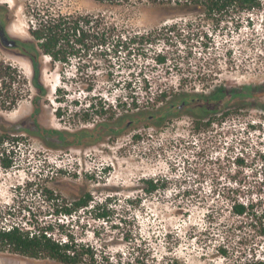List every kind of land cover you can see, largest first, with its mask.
I'll list each match as a JSON object with an SVG mask.
<instances>
[{"label": "rangeland", "instance_id": "obj_1", "mask_svg": "<svg viewBox=\"0 0 264 264\" xmlns=\"http://www.w3.org/2000/svg\"><path fill=\"white\" fill-rule=\"evenodd\" d=\"M59 14L172 32L131 55L80 49L67 64L44 56L39 73L23 51L0 43V62L17 71L0 97V133H8L0 150L17 161L10 170L0 161V229L91 244L104 264L264 262V96L254 90L264 87V11L251 27L244 15L237 33L147 0H0L9 35L35 47L31 30ZM219 88L227 93L217 96ZM161 91L171 110L107 122L122 102L137 98L143 109ZM152 179L159 188L147 194ZM86 194L90 207L76 209ZM237 204L245 215L233 213ZM0 264L61 263L0 245Z\"/></svg>", "mask_w": 264, "mask_h": 264}, {"label": "trees", "instance_id": "obj_2", "mask_svg": "<svg viewBox=\"0 0 264 264\" xmlns=\"http://www.w3.org/2000/svg\"><path fill=\"white\" fill-rule=\"evenodd\" d=\"M105 2L109 0H98ZM149 3L167 7L181 13H203L212 22L218 25H232L234 31L240 33L246 20L243 19L247 15L248 26L254 25L253 16L264 11L263 0H147ZM172 28L168 26L156 28L150 31L140 32L128 30L119 27L117 24L107 21L103 16L93 15H54L49 17H41L38 26L31 30V34L36 42H23L22 51L34 61L35 71L39 73V62L42 57L48 56L54 63L67 64L71 57L76 56L78 50L84 49L88 52L101 50L107 53L119 54L121 51L127 52L129 55L134 52H144L149 45L157 43L172 32ZM36 52L37 54H32ZM264 56V53H263ZM165 58H160V62H164ZM10 72V73H9ZM17 71L12 69L10 65L0 62V97H3L7 90V84L14 83L12 75ZM10 76L5 80L6 76ZM206 78V74L201 75ZM38 82V81H37ZM39 84V82H38ZM149 89V88H148ZM147 89V90H148ZM258 91L259 96H264V87L254 88ZM6 91V92H5ZM167 91L161 93L148 100L149 106L141 109L137 98L130 102H122L120 114L114 115L108 123H120L121 121L133 118L138 114L144 115V111L149 110L160 112L171 110L174 103L166 97ZM227 93L225 88L217 90V96ZM188 96V93H181ZM181 94L176 98L182 97ZM131 108V109H130ZM138 109L141 113H135ZM131 110V111H130ZM151 114V113H150ZM206 113H202L197 120L204 121ZM148 118H151L149 115ZM47 137L60 135L61 133L54 130L45 131ZM46 137V138H47ZM8 141V133H0V145ZM1 168L10 170L16 165L15 158H6L7 150H0ZM148 189L147 194L155 193L159 188V181L149 180L146 182ZM93 201L89 194L83 195L75 203L76 209H85L90 207ZM98 210V211H97ZM102 210V212H101ZM93 212H97L98 220L107 221L109 213L101 206L92 208ZM67 214L71 211L66 210ZM233 213L243 216L247 213V207L243 204H237L233 207ZM51 230V229H50ZM0 245L8 246L18 254L31 258H48L61 264H104L99 261L104 258L99 254V250L87 243H79L73 238H67L64 241H57L48 236L47 231L39 233H31L23 227L13 225L11 227L0 229ZM100 259V260H102ZM113 264V263H108ZM250 264H264V262H253Z\"/></svg>", "mask_w": 264, "mask_h": 264}, {"label": "water", "instance_id": "obj_3", "mask_svg": "<svg viewBox=\"0 0 264 264\" xmlns=\"http://www.w3.org/2000/svg\"><path fill=\"white\" fill-rule=\"evenodd\" d=\"M0 43L4 48H15L18 45V42L16 39L12 38L7 29L5 28L4 24L0 22ZM32 54H37L36 52H32ZM187 105V101H184L179 109L184 108ZM16 130H22V125H17L15 127Z\"/></svg>", "mask_w": 264, "mask_h": 264}, {"label": "flooded vegetation", "instance_id": "obj_4", "mask_svg": "<svg viewBox=\"0 0 264 264\" xmlns=\"http://www.w3.org/2000/svg\"><path fill=\"white\" fill-rule=\"evenodd\" d=\"M1 22V21H0ZM2 23V22H1ZM3 24V23H2ZM17 40V42H18V45L15 47V48H12L13 50H19V51H22V49H23V43H22V41L21 40H19V39H16Z\"/></svg>", "mask_w": 264, "mask_h": 264}]
</instances>
